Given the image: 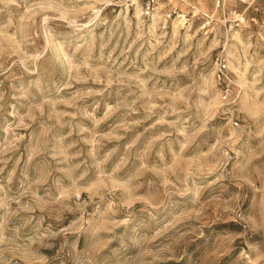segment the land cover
I'll return each mask as SVG.
<instances>
[{"label":"rangeland","instance_id":"1","mask_svg":"<svg viewBox=\"0 0 264 264\" xmlns=\"http://www.w3.org/2000/svg\"><path fill=\"white\" fill-rule=\"evenodd\" d=\"M0 264H264V0H0Z\"/></svg>","mask_w":264,"mask_h":264},{"label":"built area","instance_id":"2","mask_svg":"<svg viewBox=\"0 0 264 264\" xmlns=\"http://www.w3.org/2000/svg\"><path fill=\"white\" fill-rule=\"evenodd\" d=\"M220 0H217V3H219ZM147 9L149 8V3L146 5ZM224 67V65L222 64V68ZM219 71L222 73V69H219ZM218 77H220V74H218Z\"/></svg>","mask_w":264,"mask_h":264}]
</instances>
